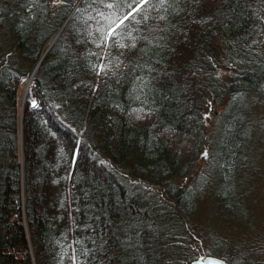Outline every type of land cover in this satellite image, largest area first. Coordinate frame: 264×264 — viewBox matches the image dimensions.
<instances>
[{
	"label": "trees",
	"instance_id": "16d2710c",
	"mask_svg": "<svg viewBox=\"0 0 264 264\" xmlns=\"http://www.w3.org/2000/svg\"><path fill=\"white\" fill-rule=\"evenodd\" d=\"M259 112L264 0H0V264H264Z\"/></svg>",
	"mask_w": 264,
	"mask_h": 264
},
{
	"label": "rangeland",
	"instance_id": "374dc122",
	"mask_svg": "<svg viewBox=\"0 0 264 264\" xmlns=\"http://www.w3.org/2000/svg\"><path fill=\"white\" fill-rule=\"evenodd\" d=\"M59 35V34H58ZM58 35L56 37H58ZM54 39V42L56 41V38ZM35 70V69H34ZM25 82L22 83L19 91V108L20 113H23L24 105L21 103V97L23 94ZM35 103V101H34ZM258 116L262 117L263 120H260L262 124H264V113L262 115L261 112L258 113ZM259 121V122H260ZM259 144V143H258ZM264 146V140L262 143H260ZM207 152H204L203 155H206L205 157L208 158ZM264 154V150H263ZM199 163L204 164V159L200 158ZM257 162V160H256ZM258 167L260 169V173H256V176H254L252 182H250L249 188L244 189L243 191L246 192L247 190H250L247 195V204H246V210H247V220L246 224L239 226L237 230H232V227L223 221L221 216L214 215L213 207L208 202L202 205V207L199 210V213L197 215V220L199 223H203L206 226H216L222 234H230L232 231L234 234V237L236 239H243V238H249L253 239L255 236L259 235V231L264 230V156L262 155L260 159H258Z\"/></svg>",
	"mask_w": 264,
	"mask_h": 264
},
{
	"label": "bare ground",
	"instance_id": "6f19581e",
	"mask_svg": "<svg viewBox=\"0 0 264 264\" xmlns=\"http://www.w3.org/2000/svg\"><path fill=\"white\" fill-rule=\"evenodd\" d=\"M55 37L51 40V43L54 41ZM37 67L38 66H36L34 68L35 70H33L31 72L28 80L25 81L24 90H23V94H22V97H21V103H22V105H25V103H26L27 100H30L31 103L36 104L35 99L30 97V85L32 83V80H33L35 74H36ZM34 101H35V103H34Z\"/></svg>",
	"mask_w": 264,
	"mask_h": 264
},
{
	"label": "water",
	"instance_id": "95a60500",
	"mask_svg": "<svg viewBox=\"0 0 264 264\" xmlns=\"http://www.w3.org/2000/svg\"><path fill=\"white\" fill-rule=\"evenodd\" d=\"M60 31L57 33V35L60 33ZM53 43H54V41L51 43V45ZM191 264H228V263L226 261H224L223 259H220L218 257L209 256V257H200L197 260L193 261Z\"/></svg>",
	"mask_w": 264,
	"mask_h": 264
}]
</instances>
